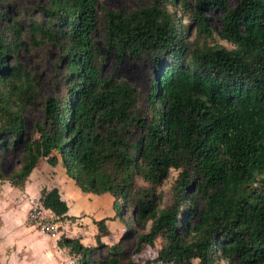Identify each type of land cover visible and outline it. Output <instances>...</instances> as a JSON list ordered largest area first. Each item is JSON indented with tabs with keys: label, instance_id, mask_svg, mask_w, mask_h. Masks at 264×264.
<instances>
[{
	"label": "trees",
	"instance_id": "trees-1",
	"mask_svg": "<svg viewBox=\"0 0 264 264\" xmlns=\"http://www.w3.org/2000/svg\"><path fill=\"white\" fill-rule=\"evenodd\" d=\"M212 10L221 11L218 35L230 47L212 41ZM39 11L43 19L28 24L31 40L57 49L65 97L44 100L43 121L27 137L21 104L35 78L8 64L20 39L19 25H8L11 41L0 34V151L20 147L21 155L0 180L21 188L38 160L58 164L81 192L109 194L124 223L97 262L99 238L110 235L105 218L95 222V244L67 227L56 245L75 264H264V0H147L101 17L96 0H46ZM101 49L151 63L146 114L133 86L101 71ZM170 169V201L159 207ZM39 201L74 218L56 187ZM148 221L125 258L122 243Z\"/></svg>",
	"mask_w": 264,
	"mask_h": 264
},
{
	"label": "rangeland",
	"instance_id": "rangeland-1",
	"mask_svg": "<svg viewBox=\"0 0 264 264\" xmlns=\"http://www.w3.org/2000/svg\"><path fill=\"white\" fill-rule=\"evenodd\" d=\"M97 1V9L98 14L101 17L103 12L106 10H113V11H129L135 9L137 6L144 5L147 3V0H96ZM227 6L233 5L236 0H226ZM46 4V0H0V34L5 35L6 41L10 42L11 32L8 30V25L18 24L19 31H20V39H19V46L15 54H10L7 58L8 64L11 65L13 63H18L26 72L29 73L30 77H34L35 79L32 80L33 83V92L28 94L27 102H23L21 105V112L20 114L23 117L24 129L25 134L28 137L35 135L32 131V128L35 123H40L43 121L42 119V107L44 100L47 97L59 100L62 97H65V89L64 83L60 82L58 79L59 74L56 70L57 64V49L54 45L50 43H40L39 41H32L31 35L28 30V24L33 20H41L43 16L39 11V7ZM220 10H212L207 13L208 23L213 28V37L212 41H216L218 44L230 47V45L223 39H221L218 35L219 27H220ZM100 28L95 32V40L96 45L99 47L101 44V33L99 32ZM209 40L208 42H212ZM101 55H104L105 58L102 61L101 71L106 75H113L115 78H123L125 79L131 86H133L137 93V103L136 109L141 114H146V93L148 84L151 79V63L142 57L130 56L125 55L120 58L116 57L112 53L106 54L101 49ZM16 103V101H15ZM18 103V102H17ZM48 126L47 123H45ZM21 155V148L18 147L14 150H10L6 153H1L0 151V173L1 175L6 178L10 172L16 171L19 168V158ZM45 163L44 160H38L36 168L33 170L31 174V178L27 181V193L24 192L26 198L28 196V200L25 202L18 203L19 196L13 195L14 197L11 198L10 196L7 199V202L10 204H5L3 210L6 214H10L6 222L10 221V223L15 224L16 226L20 227L22 230L27 228L28 224L24 222V214L26 208L30 204L37 200L36 193L34 192L35 189L39 190V193L43 192L44 189L48 190L54 184V179L48 178L47 171H39L40 164ZM59 166V165H58ZM59 168V167H58ZM53 170V169H52ZM64 171V170H62ZM65 174V173H64ZM177 174L176 170L170 169L166 179L163 183L158 187V192L160 195L159 198V207L167 205L170 201V187L173 179ZM63 178V183L65 180L69 179L65 175L61 176ZM40 178L46 181V185L44 180H40L43 187L36 183ZM32 179V180H31ZM70 180V179H69ZM6 180H2L0 185V191L3 193L8 194L7 191L12 190L14 186H11ZM72 182V181H70ZM59 186V184H57ZM64 185V184H63ZM40 188V189H39ZM76 188V186H75ZM260 188L264 189V185L260 186ZM24 189V188H23ZM71 189L73 190L72 186ZM77 189V188H76ZM13 191V190H12ZM16 193L18 191H15ZM63 192L66 196L71 195V190L66 187H63ZM73 193V192H72ZM75 195V194H74ZM4 198V195H0ZM64 196V195H63ZM96 196V195H94ZM110 199L111 203V196L109 194L105 195ZM16 199L15 201L13 199ZM24 198V197H22ZM68 198V197H67ZM74 201L75 204H69L67 208V212L73 215V222L76 223L74 226L71 225L68 229L66 234H71L72 236H79L82 244H95V235L97 234L95 222L99 219L105 218L106 228L109 232V238L100 236L99 240L102 244L98 250H96L92 258L94 260L100 261L107 257L108 253L105 249L106 246L110 245L111 243L117 242L121 235V232L124 228V223L119 219L118 210L114 209L112 206L109 208L107 205H100V211L95 210L93 207L86 204V202L92 204L95 203L96 198L87 199L85 198L83 201L80 200L78 197L73 196L70 198ZM1 203V202H0ZM82 205V211L80 212V206ZM129 208L132 207V201L128 203ZM0 212H2L0 210ZM131 212L130 210L126 209L123 211V220L129 225L133 226L134 224L131 221ZM2 216V215H1ZM6 215H3V218ZM130 217V218H129ZM78 219V220H74ZM76 221V222H75ZM195 221V214H193L189 222L193 224ZM27 225V226H26ZM149 226V221L146 222L144 225H136L135 230L132 234H130L127 239L122 243V248L126 252L125 258L129 257L130 251L135 243L136 235L146 232ZM95 228V230L93 229ZM74 230V231H73ZM25 231V230H24ZM26 232V231H25ZM64 232V234H65ZM57 240V239H56ZM56 240H49L43 236H40L32 231H27L25 234L22 232V245L23 248H29L32 252H37L39 245H42L46 250L52 249L53 254L50 256L52 264H65L68 262L69 264H75L76 257L73 255L68 254L67 248L62 250L59 246H56ZM30 247H29V246ZM17 247H7L5 249V255L9 256L11 251H17ZM22 251V248L19 252ZM28 256L31 259L30 264H36L33 262L35 257L33 256L32 252ZM4 253V252H3ZM61 253H65L64 256L61 258ZM71 260L68 261V257ZM22 254H19L18 258L21 257ZM38 258H36L37 260ZM41 260V259H39ZM56 261V262H55ZM73 261V262H72ZM223 263V262H222ZM42 264V263H41ZM44 264H49L44 262Z\"/></svg>",
	"mask_w": 264,
	"mask_h": 264
},
{
	"label": "crops",
	"instance_id": "crops-1",
	"mask_svg": "<svg viewBox=\"0 0 264 264\" xmlns=\"http://www.w3.org/2000/svg\"><path fill=\"white\" fill-rule=\"evenodd\" d=\"M40 170L41 171L49 170V171H47L48 178H50V180H51V178L54 179V181H53L54 184L52 186L56 187L58 189V191L60 193V197H61V199H63L65 201V203L67 205V208H68L69 204H73V205L75 204L74 201H71V202L68 201V200H71L70 198L72 196H73V198L74 197H78L82 201L85 198H87V199H91L93 197L96 198L95 199V201H96L95 203L90 204V203L86 202V204L91 206V207H93L95 210H98V211L101 210L100 209L101 207L99 208L100 205L102 207H103V205H105V206L107 205V207L109 208L110 199L105 196L106 194H102V195H98V196L97 195L96 196L88 195V194H85V193L81 192L77 187H76L77 188L76 189L75 185L72 182H70L71 180H69V179L65 180L64 183H63V178L61 176H64L65 174H64V171H62L63 169L61 168V166H58V164L56 166H54V167H50L46 163H42L39 166V171ZM32 172L27 177L23 187L17 188V189L13 188L12 189L13 191L12 190L7 191L8 194L3 193V192L0 191V195H4V198H2V196H0V202H1L0 203V210L2 211V212H0V264H30V262H28V261H31V259H29L30 256H28V255L30 254L31 250L29 248H26V247L23 248V245H22V232H23V234H25L27 231H32V232H35L36 234H38L40 236L48 238L49 240L58 239V238H53V237L47 236L46 234L39 232L38 230H36L35 228H33V227L29 226V225L28 226L26 225L27 228L22 230L20 227L16 226L15 224L10 223V221H9V223H8V221L6 222V220L8 219L10 214H6L5 211L3 210V207H4L5 204H10V202H7L8 197L10 196L11 198H13L14 197L13 195L19 196V198L21 200H19L18 203L25 202V200L26 201L28 200V196L26 198V196L24 195L25 194L24 192L27 193V191H26L27 190V187H26L27 186V181L31 178ZM41 179L42 178H40L39 180H37L38 182H36L40 186V188L43 187V185L40 182ZM42 180H44V179H42ZM1 181L2 180H0V182ZM3 182H6V181H3ZM44 183H45V185L47 184L45 180H44ZM57 184H59V186ZM2 186H3V184L0 185V187H2ZM71 186H72L73 190L71 189ZM63 187H66L67 190L70 189L71 190V195H67L66 196V192H65V194L63 192ZM15 191H18V192L16 193ZM34 192L36 193V195H37L36 197L38 199L33 201V202H30V204L26 208V211H25V214H24V222H25V219H26V214H27L28 208L33 203L39 201V197H40L39 190L35 189ZM22 197H24V198H22ZM13 200L15 201L16 199L14 198ZM79 206H80L79 208H80V212H81L82 211V207H81L82 205H79ZM66 214L68 216H73V215L69 214L68 212H66ZM3 215L4 216L6 215V217L3 218ZM64 219L68 220V223L65 225V228L70 227L71 225L74 226L76 224V223L73 222V220H71L68 217H65ZM74 220H78V219H74ZM93 229L95 230V228H93ZM42 245L37 246L38 247V251L37 252H32L31 251L33 256L35 257L33 262H36V264H41V263L44 264V262L46 261V263L52 264L53 261H51L50 256L53 254L54 250H52V249L46 250ZM7 247H10V248L17 247V249H16L17 251L16 252L15 251H11L9 256H6L5 255V249ZM21 248H22V251L19 252V250ZM59 248L64 250L65 247H59ZM19 254H22V256H21L22 258L21 259L18 258ZM64 254L61 253L60 257L62 258L64 256ZM67 257H68V261L71 260L68 255H67ZM36 258H38V259L36 260ZM39 259H41V260H39ZM65 264H69V263L65 262Z\"/></svg>",
	"mask_w": 264,
	"mask_h": 264
},
{
	"label": "built area",
	"instance_id": "built-area-1",
	"mask_svg": "<svg viewBox=\"0 0 264 264\" xmlns=\"http://www.w3.org/2000/svg\"><path fill=\"white\" fill-rule=\"evenodd\" d=\"M26 222L39 232L58 238L68 220L58 218L49 208L44 207L40 201H37L28 208Z\"/></svg>",
	"mask_w": 264,
	"mask_h": 264
}]
</instances>
